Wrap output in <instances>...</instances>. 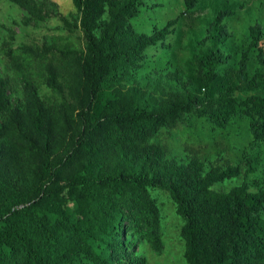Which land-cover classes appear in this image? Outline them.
<instances>
[{
  "label": "trees",
  "instance_id": "trees-1",
  "mask_svg": "<svg viewBox=\"0 0 264 264\" xmlns=\"http://www.w3.org/2000/svg\"><path fill=\"white\" fill-rule=\"evenodd\" d=\"M8 1L23 24L50 14L44 0ZM198 2L182 0L174 18L140 33L129 19L142 0H71L77 18L57 17L80 32L82 48L21 45L13 54L3 43L21 85L11 98L0 75V264H146L137 246H163L155 189L181 219L184 264H264L262 25H248V41L232 54L222 44L233 11L218 9L189 71L145 63V49L163 46ZM31 65L57 99L40 97L22 69ZM193 117L211 129L246 119L250 139L236 164L168 158L150 141ZM239 175L227 190L212 187Z\"/></svg>",
  "mask_w": 264,
  "mask_h": 264
},
{
  "label": "rangeland",
  "instance_id": "rangeland-1",
  "mask_svg": "<svg viewBox=\"0 0 264 264\" xmlns=\"http://www.w3.org/2000/svg\"><path fill=\"white\" fill-rule=\"evenodd\" d=\"M40 1V0H37ZM138 13L129 19L130 26L140 33H150L153 27H161L167 20L174 18L183 10L182 0H142ZM243 5L238 7V3ZM45 10L50 13L41 21L31 20L22 23L24 12L8 0H0V75L10 80L11 98L20 95V77L11 67L4 54L9 43L11 52L15 54L21 45L38 46L52 45L57 49L83 47L80 32L75 29L68 31L60 22L57 14L72 21L77 18V11L71 0H44ZM233 12L223 18V24L229 37L223 42L224 50L238 54L248 41L247 26L259 23L264 30V0H199L189 12L188 18H181L174 25L173 31L166 36L163 46H149L145 49V63L148 69L182 72L189 71L193 66L196 43L204 35V29L215 11L227 9ZM10 32L12 38L9 37ZM221 45V46H222ZM199 49V46H197ZM56 53V51H55ZM255 62H250L253 66ZM24 72H30L38 93L43 100L57 99L42 83L37 75L36 65L23 66ZM163 71V70H162ZM164 72V71H163ZM246 119L237 118L225 128L211 129L203 118H192L190 122H179L173 128H161L151 142L163 146L168 158L185 160L192 154L207 159L212 164L222 165L225 160L236 164L242 148L249 141ZM211 143V144H209ZM260 153L259 163L264 167V146ZM205 168L208 166L204 162ZM259 169V167H258ZM241 175L224 179L212 187L227 190L238 184ZM151 194L159 206L161 214V236L163 246L159 252L150 250L146 243L137 246L139 254L146 258V264H184L182 258L183 243L178 234L181 219L174 213L173 205L166 192L151 190Z\"/></svg>",
  "mask_w": 264,
  "mask_h": 264
}]
</instances>
